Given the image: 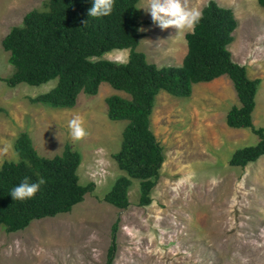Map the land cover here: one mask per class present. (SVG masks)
Returning <instances> with one entry per match:
<instances>
[{
    "label": "rangeland",
    "instance_id": "rangeland-1",
    "mask_svg": "<svg viewBox=\"0 0 264 264\" xmlns=\"http://www.w3.org/2000/svg\"><path fill=\"white\" fill-rule=\"evenodd\" d=\"M207 1L187 0V6L200 10ZM215 1L231 7L237 19L228 48L249 77L260 78L252 122L264 126V6L257 0ZM147 2H137L139 29L145 30H139L136 48L157 65H179L187 49L186 31L160 29L140 9ZM42 4L0 0V165L18 159L14 141L26 131L41 155L59 153L65 143L78 150V180L93 181L94 188L67 211L34 218L13 231L0 225V264H105L117 218L112 264H264V154L244 166L228 161L236 148L259 139L250 127L226 124L227 109L238 102L229 76L210 85L194 82L188 96L163 89L156 94L149 120L165 157L151 201L138 204L139 180L133 178L129 205L116 207L102 196L123 173L112 153L120 146L127 120L107 116L105 97L129 94L102 81L97 93L80 92L73 106L52 107L31 102L29 96L48 90L55 78L15 86L1 79L12 70L2 37L26 11ZM128 51L113 48L101 57L109 59L111 54L115 60ZM76 115L88 132L80 141L71 138L68 128Z\"/></svg>",
    "mask_w": 264,
    "mask_h": 264
},
{
    "label": "trees",
    "instance_id": "trees-1",
    "mask_svg": "<svg viewBox=\"0 0 264 264\" xmlns=\"http://www.w3.org/2000/svg\"><path fill=\"white\" fill-rule=\"evenodd\" d=\"M138 0H115L110 16H88L93 0H43L40 8L26 11L19 24L12 25L1 39L8 51L11 72L1 77L9 86L25 82L38 85L55 78L48 90L29 96L34 103L52 107H71L80 92L95 94L99 84L107 81L124 90L125 97H105L107 116L126 119L117 151L112 153L123 170L102 199L120 208L129 205L128 190L132 179L138 182V204L151 201V188L160 175L163 147L150 127L149 116L156 94L161 90L188 96L192 84L208 81L226 73L236 90L239 104L226 111V124L250 127L259 139L236 148L231 165L244 166L264 154V126L254 127L252 110L260 78H251L246 66L234 61L228 44L233 40L237 19L233 9L208 0L200 9L202 19L193 32H185L187 50L179 65H157L138 50L140 10ZM264 6V0H257ZM113 48H128L126 63L103 58ZM17 160L0 165V225L13 231L30 220L69 210L93 190L94 182L80 183L77 167L81 154L68 143L59 153L44 156L37 152L28 132L22 131L14 141ZM28 177L30 182L43 178L35 197L13 200L11 190ZM118 218L111 225V241L105 264L115 256Z\"/></svg>",
    "mask_w": 264,
    "mask_h": 264
},
{
    "label": "clouds",
    "instance_id": "clouds-1",
    "mask_svg": "<svg viewBox=\"0 0 264 264\" xmlns=\"http://www.w3.org/2000/svg\"><path fill=\"white\" fill-rule=\"evenodd\" d=\"M115 7V0H93L91 8L88 10V16L93 18H103L110 16ZM140 9L146 10L160 29H175L176 32H193L196 25L202 19V11L198 8H189L187 0H148L147 5ZM144 31L145 29H138ZM109 59L113 57L108 54ZM116 62L126 63L127 56L123 53L117 55ZM69 134L74 141L83 140L88 132L84 127V120L81 116L76 115L68 122ZM46 181L40 178L37 182H30L25 177L22 182L15 186L10 195L13 200H26L35 197L40 191L41 185Z\"/></svg>",
    "mask_w": 264,
    "mask_h": 264
},
{
    "label": "crops",
    "instance_id": "crops-1",
    "mask_svg": "<svg viewBox=\"0 0 264 264\" xmlns=\"http://www.w3.org/2000/svg\"><path fill=\"white\" fill-rule=\"evenodd\" d=\"M187 50V49H186ZM224 74H226V73H224ZM224 74H221V75H219V76H217V77H215V78H213V79H211V80H208V82L205 84V85H208L212 80H215V79H218V78H226L225 76H222V75H224ZM230 78V77H229ZM228 80V79H227ZM231 80V79H230ZM228 82H229V80H228ZM232 82V81H231ZM210 85V84H209ZM233 85V84H232ZM234 87V86H233ZM235 89V88H234ZM221 92H219L218 94H220ZM235 93H236V90H235ZM236 96H237V93H236ZM235 96V97H236ZM219 98H220V96H219ZM238 98V97H237ZM236 104H239V100H238V102L236 103ZM228 110V109H227Z\"/></svg>",
    "mask_w": 264,
    "mask_h": 264
}]
</instances>
